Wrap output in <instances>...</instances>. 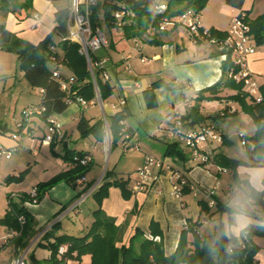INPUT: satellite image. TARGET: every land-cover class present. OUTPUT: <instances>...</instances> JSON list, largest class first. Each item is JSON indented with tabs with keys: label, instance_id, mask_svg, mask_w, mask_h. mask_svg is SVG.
<instances>
[{
	"label": "crops",
	"instance_id": "1",
	"mask_svg": "<svg viewBox=\"0 0 264 264\" xmlns=\"http://www.w3.org/2000/svg\"><path fill=\"white\" fill-rule=\"evenodd\" d=\"M71 5L72 0H0V27L11 35L9 42L0 44L2 47L0 75L6 73L8 55L16 56L19 61L18 52L30 45L38 46L46 40L58 26L57 14L65 10L70 11ZM245 10L251 21L256 20L264 14V0H247ZM221 12L225 17H229V24H225L222 18H214L211 22L203 24L209 30L228 32L233 18L239 11L221 7ZM102 30L108 38L109 45L98 52L95 58L97 61L105 62L114 95L107 101L101 100L98 96L88 109L72 103L63 113L53 115L62 127V135L56 136L51 145L43 144L49 124L41 117H33L24 128L17 131L8 130V126L5 125L7 128L0 135V146L16 150L13 158L4 161L0 167V264H18L23 257L26 264L35 262L47 264L51 252L45 247L48 243L43 239L56 224L61 226L58 236L86 235L94 223L93 213L98 209V203L93 197L94 193L86 199L84 197L88 192L82 193L90 184H93L92 189L95 188L97 191L105 183L107 172L111 173L108 180L110 182L127 181L130 193L126 198L120 188L113 186L102 204L105 215L114 219L116 226L124 230L123 239L118 247L129 246L138 231L153 240L155 238L152 232L155 230L156 241L163 242L167 257L177 251L183 232H186L188 248L194 249L195 234L203 240L210 239L226 211L218 212L215 206L209 207L210 211L205 212L202 204H209L211 199L223 204L235 180L234 171L220 167L215 157L225 155L250 164L255 162L251 142L245 133L248 140L245 147L248 150L247 158H235L225 153L224 146L232 140L229 139L227 132L220 128L219 122L216 124L225 141L220 146H214L210 164L199 165L193 160L191 152L180 145L177 150L182 152V155L176 152L174 156L167 154L169 147L177 143L176 138L172 136L173 123L169 121L170 118L183 120L196 105H199L200 114L206 117L204 104L221 103L230 111L236 103L230 100V97L237 95V91L224 87L220 89L221 100L198 103L200 92L213 87L222 78L224 53L227 52L223 47L194 38L183 26L158 31L156 35L151 32L135 39H127L122 29H109L105 24ZM248 67L263 88L264 45L259 46L257 52L248 58ZM50 68L55 69L52 64ZM60 73L66 80L75 77L65 65L61 66ZM23 77L26 78L24 71ZM1 80L0 84L6 85V82ZM38 90L42 99L43 90ZM120 98L126 100L124 110L126 120L124 136L117 147L113 149V137L110 128L108 130L107 127L102 142H97L93 136L83 137L78 129L80 121L85 118L91 126L99 121L109 125L111 119L118 113L111 105ZM211 123L213 121H208L204 125ZM249 125L250 133L254 136L257 128L253 118L249 119ZM13 134H18L19 139L15 140ZM30 140H33L36 146H26L25 151L19 152L20 148L18 149L17 145L30 143ZM137 142L142 146L139 152L133 150ZM44 146L49 147L57 158L44 159L45 170L49 175L38 185L47 183L69 170L68 163L61 158L67 149L91 154L93 164L86 174L85 186L74 187L60 183L51 188L39 204L24 205L35 219L36 235L30 240L29 246L22 249L15 239L18 235L10 232L9 227L2 223L9 210L10 196L16 189L9 179L17 178L19 173L24 172L25 164L31 163L27 160L26 152L39 158ZM17 154L18 157L14 159ZM148 155L163 161L171 171L155 170L154 176L158 177L159 181L153 183L146 192L134 193L133 187L138 181L136 172L144 165ZM238 170L243 172L244 168ZM173 171L185 173L189 180L197 185L198 190L189 189L181 198H177L171 180ZM18 194L29 195L24 190ZM220 195L224 197L221 199ZM89 202H92V205L87 209L85 207ZM256 219L264 224V213L260 207ZM263 232L264 227L254 226L247 235L249 237L247 245L258 249L253 264H264V236L261 235ZM32 256L35 259H32ZM67 264H92V258L86 255L81 260H71Z\"/></svg>",
	"mask_w": 264,
	"mask_h": 264
},
{
	"label": "trees",
	"instance_id": "2",
	"mask_svg": "<svg viewBox=\"0 0 264 264\" xmlns=\"http://www.w3.org/2000/svg\"><path fill=\"white\" fill-rule=\"evenodd\" d=\"M210 0H169L167 3L168 10L162 15L154 14L147 1L143 0H112L101 2L93 9L92 25L96 30L102 29L105 24L109 29L117 27L115 13L124 11L126 13L122 26L124 37L127 39L141 38L144 35H149L152 31H160V26L164 17L176 18L187 11L193 10L199 14L207 7ZM247 0H226V4L239 11L238 13H246L252 30V34L259 46L264 45V14L254 21L250 20L248 12L245 10ZM70 11L65 10L57 14L58 26L55 31L48 36L46 40L38 46H27L24 50L18 52L19 62L22 70L25 72V77L34 87L43 90L41 102L32 108H44L42 115L33 117H41L47 121L53 115L61 114L66 111L70 105L69 101L75 97L70 93L63 91L60 81L53 78V73L61 69L65 65L74 74L76 84L72 88V92H77V96L84 98L88 102H94L98 96L103 101L109 100L114 95L109 80H103V71H96L98 90L91 81V74L88 68L87 60L80 54V46L77 43L69 41L68 38V17ZM228 37V33H222L210 29V40L224 41ZM11 35L2 27H0V44L9 42ZM54 47L59 48V52L53 50ZM228 59L222 65V78L211 88L200 92L201 96L198 103L203 101H219L222 98L219 96L222 87L237 91V95L230 97V100L239 103L243 110L249 114L256 125V134L249 140L251 142V152L254 155L257 151L264 150V87L261 88L263 95L262 103H256L254 99L246 92L244 83L236 82L230 77L231 72H238L231 52H226ZM59 61L57 65L53 59ZM63 60V61H62ZM96 60V58H95ZM50 64L54 65L55 69L50 68ZM57 67V68H56ZM209 94L205 96V94ZM250 99L251 104L248 102ZM30 108V107H29ZM27 109V108H26ZM32 117V118H33ZM31 118V119H32ZM220 116L212 118L213 123L219 122ZM30 119V120H31ZM126 120L124 111H119L110 121L109 128L113 137V149L122 140L124 126L122 122ZM186 126L195 128L198 125H204L210 121L207 117L200 114L199 105L192 108L191 112L183 118ZM30 122V121H29ZM28 124V122L26 123ZM25 124V125H26ZM2 126V124H0ZM17 127V124H16ZM7 127L2 126L1 130L4 133ZM18 129V127H17ZM78 129L83 137L93 136L97 142H102L105 137L106 125L104 121H99L91 126L89 122L83 118L78 126ZM20 130V129H18ZM248 141V140H247ZM179 144L176 143L169 147L167 154L174 156L182 155L178 151ZM56 154V153H55ZM84 152H78L72 149H67L61 158L70 163L76 156H84ZM57 155V154H56ZM216 163L225 169L234 171V179L236 178L237 164L240 162L250 163L244 160H236L225 155L215 157ZM255 163V162H254ZM252 163V164H254ZM89 167L78 166L75 169H69L53 178L47 183L38 185L39 195L38 204L43 200L45 194L54 186L60 183H66L70 186H77V181L86 176ZM111 173H106L105 183L94 192V198L98 203V209L93 213L94 223L89 232L82 236L62 235L58 236L61 229L59 224H56L52 231L44 237L45 246L51 252V258L47 264H67L71 260H81L84 256L89 255L92 258V264H253L255 255L258 249L254 246L247 245L248 238L242 240V245H239L235 252L226 253L221 247L216 257H210L205 250V242L199 235L195 234L194 249L188 248L186 232L182 233V238L177 251L170 257H167L164 251L163 242L155 239H148L144 233L139 232L135 235L129 246L118 247L124 236V230L116 226L114 219L105 215L102 210V204L108 196L109 189L113 186L120 188L126 198L129 197L127 189L128 182L125 180H117L110 182ZM16 178H10L14 181ZM93 188V184L88 185L85 194ZM190 187H185L184 192ZM82 196V195H81ZM30 201L29 195H22L20 201L11 200L9 210L2 223L9 227L10 232H17V237L22 249H26L30 240L36 235L35 219L24 206ZM258 204L264 213V193L257 195ZM215 202L218 212L226 210L221 202ZM214 206V207H215ZM205 212L210 211L209 204H202ZM25 219V224L22 225L20 219ZM155 227V225H154ZM264 236V232L261 233ZM227 244V241L224 242ZM246 243V245L244 244ZM43 246V245H42ZM61 247H66L67 251L60 256ZM231 250V248H230ZM32 259H35L32 256ZM35 264H37L35 262Z\"/></svg>",
	"mask_w": 264,
	"mask_h": 264
},
{
	"label": "built area",
	"instance_id": "3",
	"mask_svg": "<svg viewBox=\"0 0 264 264\" xmlns=\"http://www.w3.org/2000/svg\"><path fill=\"white\" fill-rule=\"evenodd\" d=\"M147 1L154 11V14L162 15L167 12L168 5L162 3L161 0H143ZM101 2V0H72L71 10L68 17V40L77 43L80 46V54L84 56L88 63V68L91 74V81L98 90V83L96 78V71L101 69L103 71V80L108 81L109 75L105 69L104 61L95 60V56L98 52L105 49L109 45V41L105 33L100 29H94L92 25L93 9ZM126 13L124 11L115 13V18L117 20V27L119 29L124 25L123 19ZM248 16L246 13H238L232 20L230 30L227 32L228 37L224 41L210 40L211 43L220 45L227 52H231L233 62L236 68L239 69L238 72H231L230 77L236 82L244 83L246 92L254 99L256 103H262L263 95L261 92V87L255 76L251 73L248 67V58L254 55L259 45L257 44L254 35L248 21ZM177 26H183L187 28L194 38L209 41L210 30L204 27L201 14L190 10L183 15L176 18L164 17L162 20L160 30L165 31L168 28H174ZM55 52H59V48L54 47ZM224 61L228 59V55L224 56ZM53 61L55 65L59 63L60 60L54 58ZM63 61V60H62ZM57 68V67H56ZM58 71L53 73V78L60 81L63 91L70 93L74 96V100H70L69 103H77L83 109H88L94 102H88L84 98L77 96V92H72V88L76 84L75 78L64 79L63 76ZM126 107L125 98H120L118 102L113 103L111 108L114 111H124ZM45 111L44 108H27L23 112V119L17 123L18 129L25 127V124L30 121V119L35 115H42ZM125 112V111H124ZM169 121L173 123L172 125V136L176 138L177 143L188 149L191 152L192 158L199 165L210 164L214 155V146H220L224 143L225 137L219 131L216 123L206 124L200 127H188L185 125L182 119L173 120L170 118ZM49 124L48 134L45 137L43 144L51 145L56 136L62 135L61 125L51 116L47 120ZM125 126V121L122 122ZM106 127L109 130V125L106 123ZM0 134L2 130L0 128ZM12 137L18 140L19 135L13 134ZM242 140V146L246 147L248 145L247 137L244 133L240 134ZM134 151H141L142 146L137 142L134 147ZM15 149H8L4 146H0V165L3 160H10L13 158ZM93 164V157L91 154H84V156H76L73 161L68 163L69 169H75L78 166L89 167ZM170 170L166 164L157 159L154 156L148 155L146 157L145 163L140 167L136 174L138 176V181L133 187V192H146L153 183L159 181V178L154 176L155 170L166 171ZM171 171V170H170ZM171 180L173 183V191L177 198H181L184 193L185 187H190L191 190H198L197 185L191 182L188 176L181 171L171 172ZM87 184L86 176L80 178L77 181V185L85 186ZM96 189H91L88 191L86 196L88 197L94 193ZM39 189L36 187L32 193L29 194L30 201L27 202L37 205L38 204ZM210 195V199H211ZM22 199L19 195H11L10 201H20ZM83 199V200H85ZM209 206L214 207V200L209 201ZM22 225L25 224V219H20ZM17 235V232L14 233ZM249 235V234H248ZM247 237V236H246ZM247 239V238H246ZM67 248L61 247L59 255L62 256L66 253ZM18 264H26L25 257L18 261Z\"/></svg>",
	"mask_w": 264,
	"mask_h": 264
},
{
	"label": "rangeland",
	"instance_id": "4",
	"mask_svg": "<svg viewBox=\"0 0 264 264\" xmlns=\"http://www.w3.org/2000/svg\"><path fill=\"white\" fill-rule=\"evenodd\" d=\"M161 1L165 4L169 2V0ZM225 2L226 0H210L207 7L203 10V12H201L203 23L205 24L206 22H211L214 18H222L225 24H229V17H225L224 13L221 12V7H225V9L228 10L231 9ZM204 27L206 29L208 28L205 25ZM157 32L158 31H152L155 35ZM1 49L2 47H0V51ZM8 57L9 60L7 61V66L5 68L6 73L4 75H0V80L2 79L6 82V85H4L5 87L0 84V124H2V126H8V130L17 131L16 124L23 119V112L25 108L35 107L38 105L37 103L41 101V95L39 90L37 88H33L28 80L23 77V70L20 62L17 61V57L14 55H8ZM248 102L251 104L250 100H248ZM26 104L32 105L27 106ZM204 106L206 108L204 113L210 121L212 118L220 116V118H218L220 128L225 130L229 139L232 140L229 144L224 146L225 153L235 158H247L248 150L241 145L242 140L240 134L245 133L249 139L253 136L252 133H250L251 127L249 125V119L252 117L243 110L239 103H235L230 111L221 105V103L217 102L214 104H204ZM2 126H0V128H2ZM30 141V143H23V146L18 144L17 147L18 149L20 148L19 152L25 151L24 149L26 146H36L33 140ZM64 154L65 153H63V155ZM18 155L19 154L15 155L14 159H16ZM26 157L27 160L31 162V165L25 164V169L23 170L24 172L21 174L19 173L18 177L14 181H11V184L16 186V189L12 193V195L15 196L19 195L22 197V195L18 193L23 190L29 194L32 193L37 185L43 182V180L47 178V175H49V173L45 170L46 162L44 159H46V157H52V159L57 158L47 146L42 147L39 158L34 157L29 152H26ZM58 157L60 158V156ZM62 160L60 161L63 164ZM4 161L6 160H3L2 163ZM2 163L0 167L2 166ZM39 163L40 165L38 166ZM61 163L59 164L62 165ZM220 197L222 199L224 196L220 195ZM91 203L92 202H89L85 208H91Z\"/></svg>",
	"mask_w": 264,
	"mask_h": 264
},
{
	"label": "clouds",
	"instance_id": "5",
	"mask_svg": "<svg viewBox=\"0 0 264 264\" xmlns=\"http://www.w3.org/2000/svg\"><path fill=\"white\" fill-rule=\"evenodd\" d=\"M254 164L240 162L230 192L223 201L226 211L218 222L216 232L205 242L210 257H216L221 247L226 253L235 252L243 238L255 227H264L257 219L259 210L257 195L264 193V150L257 151ZM227 241V244L224 242Z\"/></svg>",
	"mask_w": 264,
	"mask_h": 264
}]
</instances>
